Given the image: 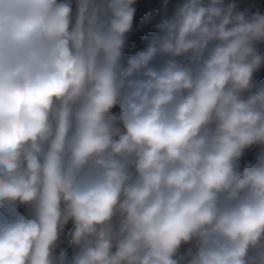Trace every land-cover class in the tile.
Instances as JSON below:
<instances>
[{"label": "clouds", "instance_id": "9594fccd", "mask_svg": "<svg viewBox=\"0 0 264 264\" xmlns=\"http://www.w3.org/2000/svg\"><path fill=\"white\" fill-rule=\"evenodd\" d=\"M0 264H264V0H0Z\"/></svg>", "mask_w": 264, "mask_h": 264}]
</instances>
